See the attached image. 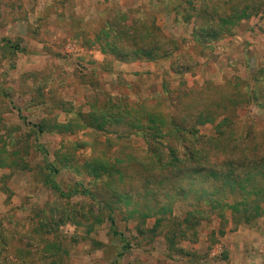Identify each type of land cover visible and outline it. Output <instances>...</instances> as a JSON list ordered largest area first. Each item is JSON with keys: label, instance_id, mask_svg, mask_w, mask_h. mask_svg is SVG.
<instances>
[{"label": "rangeland", "instance_id": "obj_1", "mask_svg": "<svg viewBox=\"0 0 264 264\" xmlns=\"http://www.w3.org/2000/svg\"><path fill=\"white\" fill-rule=\"evenodd\" d=\"M234 1L0 0V264H236L235 234L263 229L264 216L221 218L203 198L209 219L177 239L184 253L172 251L165 226L195 199L156 192L175 177L154 153L168 157L184 122L208 154L217 140L264 153V0H246L252 17L211 43L193 37L205 20L188 24L176 9L221 6L220 26ZM119 9L152 15L176 41L171 59L153 48L137 61L129 49L132 62L104 54L96 34ZM139 121L161 134L132 128ZM223 161L210 152L203 166Z\"/></svg>", "mask_w": 264, "mask_h": 264}, {"label": "trees", "instance_id": "obj_2", "mask_svg": "<svg viewBox=\"0 0 264 264\" xmlns=\"http://www.w3.org/2000/svg\"><path fill=\"white\" fill-rule=\"evenodd\" d=\"M198 4H200L199 0L196 5ZM182 7L184 8V5L177 4L178 15L185 18L184 15L187 14L186 21L190 20L188 24H191L194 18H198L199 21H206L205 28L203 29V26L198 25L200 31L193 34L195 39H199L203 43L218 41L223 34L222 31L227 34L231 32L229 30L231 21L237 25L241 17L248 18L254 14H246V11L249 9V4H247L246 0L245 2L243 0H235L233 7L225 14L226 17H222L221 25L217 26V16L221 12V6H216L213 14H210L208 8L204 5L199 9L195 6L192 14L189 11L181 10ZM114 13L113 17L112 15H108L107 19L103 21L106 25L103 24L100 33L96 34V40L101 43L104 54H112L122 62H132L126 58L128 56L126 53L130 51L129 49L136 51L131 52V55L132 53H136L135 60L137 61L143 60L142 55L147 53V48H153V50L157 51L155 53L161 51L158 58L171 59V52H166V50L169 47H174L176 41L169 39L163 33L152 15L145 13L144 10L137 11L138 17L140 14L146 17L149 16V19L152 20L149 23L142 16L139 19H135V11L131 9L124 12L122 9H119L115 10ZM200 119L206 120L204 116H200ZM209 120L215 124L218 117H214L211 114ZM184 124L176 125L174 123V131L179 136V140L171 143L173 146H167L168 157L163 156V153L159 150L165 146L162 145V142L155 143L158 145L159 152L154 151L164 168L172 169L175 177L169 183L160 181L156 185L158 187V191L156 192L162 195H169V192H172L178 198L189 197L190 199H195V204L191 205L193 210L186 212L185 219L181 220L177 217L173 222L165 226V236L171 244L170 249L179 253H184L185 251L181 247L177 248V245L181 244L177 239L185 237L184 239H187L185 241H190L189 237L185 236V232L188 229V231H193L196 235L202 219L206 218L205 215L208 214L206 210L199 209L203 204V200H201L203 198L208 199V202H205L207 200L205 199L204 203L211 209V215H214L218 209L220 210L219 215L221 218L225 217L224 212L227 209L232 210L235 221L238 223H250L264 216V153L262 151L255 153L254 149L250 148L249 150V148H245L242 153L236 154V148L232 150L230 140L226 142L217 140L214 143L215 146H211L209 154L210 152L211 155L220 153L224 157V161L222 164L205 168L203 163L206 162L209 154L203 142L198 140L199 142L191 143L188 141V138H185L187 135L193 136V130L198 131V129L194 127L191 128L193 130H190L186 122ZM38 128L40 133H43L44 128ZM132 128L161 134V130L157 124L147 127L144 122L142 124V121H139L138 124L132 125ZM255 150L257 151V148ZM168 159H171V165L165 167L163 162ZM243 205H245L247 212L243 218H240L241 216H238V214H240L239 212H241L240 209ZM164 217L162 218L163 220ZM110 221L112 231L117 233L115 218L111 217Z\"/></svg>", "mask_w": 264, "mask_h": 264}, {"label": "crops", "instance_id": "obj_3", "mask_svg": "<svg viewBox=\"0 0 264 264\" xmlns=\"http://www.w3.org/2000/svg\"><path fill=\"white\" fill-rule=\"evenodd\" d=\"M264 236V228L262 229V226L258 227L255 232L245 231L241 230L238 231L235 234V237L233 238V241L236 240V250L233 253V258L236 264H255L251 263L250 257L251 255L257 254L261 260H257L258 262H261L260 264H264V245L262 244V237ZM254 246H258L257 251H252ZM245 247V248H244ZM248 249H250V255L248 253ZM249 255V256H248ZM259 264V263H258Z\"/></svg>", "mask_w": 264, "mask_h": 264}]
</instances>
